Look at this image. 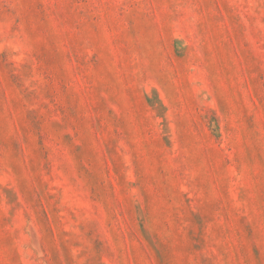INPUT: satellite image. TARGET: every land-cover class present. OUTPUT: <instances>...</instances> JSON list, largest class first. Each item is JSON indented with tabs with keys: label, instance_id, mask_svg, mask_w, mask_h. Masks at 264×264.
Listing matches in <instances>:
<instances>
[{
	"label": "rangeland",
	"instance_id": "374dc122",
	"mask_svg": "<svg viewBox=\"0 0 264 264\" xmlns=\"http://www.w3.org/2000/svg\"><path fill=\"white\" fill-rule=\"evenodd\" d=\"M0 264H264V0H0Z\"/></svg>",
	"mask_w": 264,
	"mask_h": 264
}]
</instances>
